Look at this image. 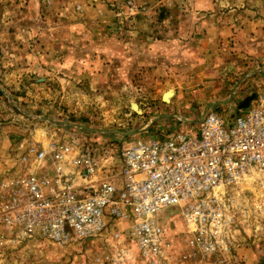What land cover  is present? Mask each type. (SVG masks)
<instances>
[{
	"label": "rangeland",
	"instance_id": "1",
	"mask_svg": "<svg viewBox=\"0 0 264 264\" xmlns=\"http://www.w3.org/2000/svg\"><path fill=\"white\" fill-rule=\"evenodd\" d=\"M263 19L264 0H0V182L29 146L66 136L115 151L199 119L247 72L227 71L249 61L230 34ZM237 112L233 105L219 113ZM229 193L245 214L224 256L187 247L181 207L162 209L168 264H264V192L247 181ZM117 260L109 234L67 246L0 238V264Z\"/></svg>",
	"mask_w": 264,
	"mask_h": 264
},
{
	"label": "built area",
	"instance_id": "2",
	"mask_svg": "<svg viewBox=\"0 0 264 264\" xmlns=\"http://www.w3.org/2000/svg\"><path fill=\"white\" fill-rule=\"evenodd\" d=\"M247 181L264 192V92L237 113L207 111L195 132L119 142L115 151L66 136L27 147L0 182V238L67 246L109 234L117 264H168L160 213L178 205L185 245L224 256L245 214L229 192Z\"/></svg>",
	"mask_w": 264,
	"mask_h": 264
},
{
	"label": "crops",
	"instance_id": "3",
	"mask_svg": "<svg viewBox=\"0 0 264 264\" xmlns=\"http://www.w3.org/2000/svg\"><path fill=\"white\" fill-rule=\"evenodd\" d=\"M230 35H232V41L237 42L236 44L240 43L239 47L243 46L244 48H246V54L249 55V61L246 62V66L243 65L242 67H240L241 65L239 66L236 64L235 68H233L232 66H228V70L226 69L229 72L239 70L247 72L243 74L242 78L239 79L241 85H238L236 89L233 90V92H230L229 96L225 100H220L210 104H216V106L208 111H213L219 115V112H225L226 110H229L233 105L239 111V107L242 105L246 98L255 96L256 93L264 92V19L258 20L256 21V23L248 22L247 25L244 26L243 30L236 31V29H234V33ZM207 85L208 87L210 86L211 88H215L216 86L218 87V82H210ZM208 106H206L202 110V113ZM199 119H184L182 122L185 123V125L180 128H174L168 133V135L181 131L195 132L198 127V124L195 123ZM157 130H155V133ZM122 225L123 227H129V224L127 223ZM122 225H120L118 228H122Z\"/></svg>",
	"mask_w": 264,
	"mask_h": 264
},
{
	"label": "water",
	"instance_id": "4",
	"mask_svg": "<svg viewBox=\"0 0 264 264\" xmlns=\"http://www.w3.org/2000/svg\"><path fill=\"white\" fill-rule=\"evenodd\" d=\"M170 93H171L172 96H173V93H172V92H168V93H166V94L163 95V98H162L163 102H169V99L165 100V96L168 95V94H170ZM169 98H170V97H169ZM254 99H255V96H251V97L246 98V99L244 100V102L242 103V105L239 107V110L246 109V108L249 106L250 102L253 101ZM215 106H216V104L208 106V107L204 110V112L201 114L200 119H199L195 124H199V123H201V121H202V119H203L205 113H206L208 110H210L211 108L215 107ZM185 122H186V121H185Z\"/></svg>",
	"mask_w": 264,
	"mask_h": 264
},
{
	"label": "bare ground",
	"instance_id": "5",
	"mask_svg": "<svg viewBox=\"0 0 264 264\" xmlns=\"http://www.w3.org/2000/svg\"><path fill=\"white\" fill-rule=\"evenodd\" d=\"M172 96V94L170 93V94H168V95H166L165 96V100H167V99H169V97H171Z\"/></svg>",
	"mask_w": 264,
	"mask_h": 264
}]
</instances>
